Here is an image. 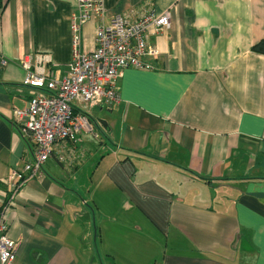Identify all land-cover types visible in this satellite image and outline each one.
<instances>
[{
  "label": "crops",
  "instance_id": "1",
  "mask_svg": "<svg viewBox=\"0 0 264 264\" xmlns=\"http://www.w3.org/2000/svg\"><path fill=\"white\" fill-rule=\"evenodd\" d=\"M75 3L0 0V209L14 264H264V54L251 49L264 0H104L84 51L118 14L169 12L149 33L152 69L124 68L118 101L89 110L92 131L55 143L11 192L34 148L13 110L45 94L23 84L21 60L67 74Z\"/></svg>",
  "mask_w": 264,
  "mask_h": 264
},
{
  "label": "built area",
  "instance_id": "2",
  "mask_svg": "<svg viewBox=\"0 0 264 264\" xmlns=\"http://www.w3.org/2000/svg\"><path fill=\"white\" fill-rule=\"evenodd\" d=\"M75 6L70 16L72 57L67 74L57 79L42 65L40 69H32L29 58L21 60L27 70L23 84L41 89L45 94L34 95L25 108L13 110L20 135L29 139L34 148L23 170L12 171L6 179L11 192H16L23 184L26 172L33 175L41 170L55 143L73 139L82 130L92 131L89 110L118 101L115 85L124 68L152 69L143 59L158 53L149 42V33L170 26L167 11L162 14L150 11L135 20L129 15L118 14L109 25L96 29L94 48L84 51L81 47L83 25L93 17L104 16V0H76ZM48 61L45 55L39 58L41 64ZM74 106H78L77 112ZM17 250L18 243L9 237L7 218L0 209V264H14Z\"/></svg>",
  "mask_w": 264,
  "mask_h": 264
},
{
  "label": "rangeland",
  "instance_id": "3",
  "mask_svg": "<svg viewBox=\"0 0 264 264\" xmlns=\"http://www.w3.org/2000/svg\"><path fill=\"white\" fill-rule=\"evenodd\" d=\"M165 236L166 235H164V237H162L163 243L161 242L162 243L161 245H166L167 244V246H166V251H167L166 257H168V260H169L170 259V254H171V251H172V247H171V244H170L171 238H165ZM162 251H163V249L159 250V252H157V254L155 256L158 260H160L162 255H163ZM150 264H151V262H150ZM152 264H153V261H152Z\"/></svg>",
  "mask_w": 264,
  "mask_h": 264
},
{
  "label": "trees",
  "instance_id": "4",
  "mask_svg": "<svg viewBox=\"0 0 264 264\" xmlns=\"http://www.w3.org/2000/svg\"><path fill=\"white\" fill-rule=\"evenodd\" d=\"M252 51L264 54V37L251 46Z\"/></svg>",
  "mask_w": 264,
  "mask_h": 264
},
{
  "label": "water",
  "instance_id": "5",
  "mask_svg": "<svg viewBox=\"0 0 264 264\" xmlns=\"http://www.w3.org/2000/svg\"><path fill=\"white\" fill-rule=\"evenodd\" d=\"M100 124H102L103 126H106V122H104L103 120H100Z\"/></svg>",
  "mask_w": 264,
  "mask_h": 264
}]
</instances>
